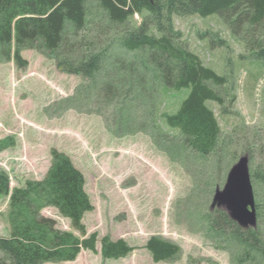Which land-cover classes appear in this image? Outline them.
Returning a JSON list of instances; mask_svg holds the SVG:
<instances>
[{
	"label": "rangeland",
	"instance_id": "obj_1",
	"mask_svg": "<svg viewBox=\"0 0 264 264\" xmlns=\"http://www.w3.org/2000/svg\"><path fill=\"white\" fill-rule=\"evenodd\" d=\"M89 10L84 30L69 24L66 40L77 47L76 55L105 54L93 80L60 71L52 55L35 49L22 52L26 68L14 61L0 63V140L13 142L0 152V172L9 176L11 188L42 180L51 167V151L57 149L83 173L94 206L83 223L86 236L97 232V251L82 250L75 261L44 264H232L206 217L216 189H223L231 167L244 155L237 138L242 132L253 137L264 131V65L219 15L174 16L182 42L227 78L226 85L216 87L224 104L208 105L225 145L233 143L202 155L163 118L179 109L190 90L165 88L147 51H129L120 44L143 15L118 25L96 1ZM213 36L223 45L212 44ZM8 210L9 196H1L0 237L10 233ZM42 214L83 238L55 208ZM105 236L137 249L126 258L106 259L101 253ZM152 236L178 245V259L155 262L145 248Z\"/></svg>",
	"mask_w": 264,
	"mask_h": 264
},
{
	"label": "trees",
	"instance_id": "obj_2",
	"mask_svg": "<svg viewBox=\"0 0 264 264\" xmlns=\"http://www.w3.org/2000/svg\"><path fill=\"white\" fill-rule=\"evenodd\" d=\"M92 1L0 0V63L14 61L19 68H26L29 63L22 52L35 49L52 55L60 71L93 80L103 68L105 54L89 51L76 55L77 47L66 40L69 24L77 31L84 30ZM94 1L105 17L118 25L143 15L140 24L124 32L120 44L129 51H147L148 61L165 88L190 90L175 113L163 115L166 124L179 130L183 142L202 155L230 147L233 142L225 145L218 119L208 105L224 104L216 87L226 85L227 78L207 67L182 42L173 18L219 15L246 43L253 59L264 65V0ZM211 43L224 42L213 36ZM237 141L243 142L250 165L254 163L250 171L258 226L243 228L223 209L208 213L206 219L215 237L224 243L223 249L229 251L232 264H264V131L257 130L253 137L242 132ZM12 144L9 139L0 140V152ZM51 154V167L42 180H27L23 186L11 188L9 176L0 172V197L9 196L10 225L9 236L0 237V264L71 262L82 250L97 251L98 234L86 236L83 223L85 214L94 209L85 190V177L68 155L57 149ZM47 207L69 219L83 238L58 228L56 220L42 214ZM101 244L106 259L126 258L137 249L124 239L114 241L109 236L103 237ZM145 248L157 263L176 261L180 254L178 245L159 236H152Z\"/></svg>",
	"mask_w": 264,
	"mask_h": 264
},
{
	"label": "water",
	"instance_id": "obj_3",
	"mask_svg": "<svg viewBox=\"0 0 264 264\" xmlns=\"http://www.w3.org/2000/svg\"><path fill=\"white\" fill-rule=\"evenodd\" d=\"M223 209L243 228H257L256 200L251 179L250 158L242 155L231 167L223 189H216L211 210Z\"/></svg>",
	"mask_w": 264,
	"mask_h": 264
}]
</instances>
